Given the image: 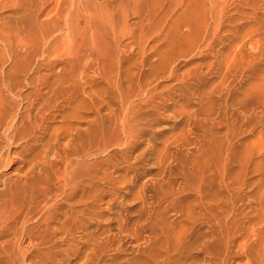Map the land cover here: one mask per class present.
Masks as SVG:
<instances>
[{
    "label": "rangeland",
    "instance_id": "374dc122",
    "mask_svg": "<svg viewBox=\"0 0 264 264\" xmlns=\"http://www.w3.org/2000/svg\"><path fill=\"white\" fill-rule=\"evenodd\" d=\"M46 1L0 0V106L8 113L21 102L16 94L23 92V105L33 100L25 99L26 78L49 73L42 57L8 38L24 22L34 28L29 15ZM219 1V10L206 2L201 32L161 17L160 34L103 37L93 53L101 65L82 61L85 93H70L71 78L52 79L48 103H35L55 104L50 126L33 142L19 141L24 157L1 173L3 192L36 156L37 168L27 170L39 177L40 196L27 193L33 210L3 227L0 264H264V0ZM131 23L138 29V20ZM62 60L54 74L67 67ZM126 95L138 107L124 142L116 114ZM65 130L76 152L88 153L75 160L70 190L59 189L42 163L46 142Z\"/></svg>",
    "mask_w": 264,
    "mask_h": 264
},
{
    "label": "bare ground",
    "instance_id": "6f19581e",
    "mask_svg": "<svg viewBox=\"0 0 264 264\" xmlns=\"http://www.w3.org/2000/svg\"><path fill=\"white\" fill-rule=\"evenodd\" d=\"M13 1L14 0H12V4ZM197 1V5H195L196 0H115L113 3H109L108 0H105V2H102L101 0H47L45 2V4H47L42 9V11L35 13L31 10L32 13H30V18H28L27 21L29 22V26L30 24L31 26L32 24H34V28H31L32 30L26 29V26H24V22L22 23L21 27L18 25L16 26V30L11 33L12 37H8V34L6 35L10 40L16 42L17 46L25 48L27 53L30 54V56L34 55L35 57H42L43 70L52 74L43 73L42 71H39L38 74L36 73L37 75L34 74L33 76L26 78V87L31 90V93H29L28 96L25 97V99L30 100V97L33 99L29 102V104H22V92V94L15 95L18 96L19 102L21 99V102L16 108H13L11 112L8 113L5 109H3L4 107L2 108L0 106V177L3 171L13 166H17L18 161H21V158L24 157L22 154L20 155V153L18 152L19 150L17 149V147L21 145V143L19 144V141L23 142L24 139H29L33 142V139H37L36 137H38V135L35 136L37 132L40 133V130L47 128V126L49 125L47 124V126L45 127L46 120H48L47 117L52 114L53 110L55 109V104H53L52 102L51 106H45V104L48 103L45 101L49 99L46 96L48 94V96H50L51 93H49V91H51L50 89L51 81H53L52 79H58L59 82H61V80L64 81L68 78H71V86H73L74 88H72L73 92L70 93H75L74 89H76L78 95L81 93H85V91L82 89L81 81L84 80V72H86V67L88 66V63L82 64V61L85 60L86 56H88V58L91 59L95 66L101 65L99 60L94 57V55L97 56V54H93L96 50L99 51L100 49V45H98V42L101 40L100 43L102 42L101 45L103 46L106 43V39L104 41L102 39H104L103 37L106 38V36L108 35L114 37L113 39H116L117 42H122L126 38H144L149 32L153 34H160L162 32L161 30L163 26L158 25V19H160L161 17L168 19L166 20V23L169 21H172L173 23V19H175L174 22L177 23L176 26L178 29H182V26H184V28L188 29L190 32L196 29L201 32L203 26L207 25H205V22L207 20L206 11L207 7H210V5H206V2L208 1L210 4L211 2H213L214 4L215 0H212L211 2L209 0ZM144 5L146 6V8H144ZM7 6L8 4H5V7ZM218 7L216 6L215 10H219ZM214 14L216 15L217 13ZM214 14L213 16H215ZM202 18H204L203 23L201 21V23H199V19ZM132 20H138V29H135L137 25L135 27L132 25ZM174 25H172L173 27L171 26L172 31L175 30ZM204 29L205 28H203L202 31ZM136 31L139 33L137 34ZM89 41L92 42L91 46H89L88 49L85 48V50H81V47L84 46L86 43H89ZM116 47L117 50L121 51V53H126L124 51L125 49L120 47L119 44ZM27 53L25 52V54ZM62 58L64 59L62 60ZM60 60H62L63 62L66 60L67 67L64 66L62 70H60V73L54 74V66ZM88 69H90V66L88 67ZM112 84V86H117V80H113ZM69 88L67 90H69ZM143 92L144 91L140 92V98L142 97ZM4 93L2 96H4ZM60 94L63 98H65V101L69 100V94L67 95L66 93L64 96V92L63 94L62 92ZM77 94L75 95L77 96ZM148 95L150 94L148 93ZM120 99L121 109L116 114V117L118 116V119H120V123L118 124L120 125V138L122 139V141L127 142L133 136H131L134 125L132 123L135 119L134 111H136V108L138 106H136V103L133 101L132 95H126V98L120 97ZM1 100L2 103L4 102L3 106H5V102L7 101L5 96L3 97V99L1 98ZM38 100H44L45 103H43L45 107L42 104L41 108H37L39 110L35 108V103L38 102ZM58 100H60V97L58 98ZM56 104L58 105V103ZM21 108L25 109L24 113ZM34 110H37L36 114H33ZM18 124H22L25 128V131L20 129V127L17 126ZM48 130L50 129L48 128ZM67 131L65 130L64 133H62L65 138L63 136L62 138L61 136H56L53 133V139H50V141L46 142L45 144V157L42 159V163H44V166L47 167V169L50 171L53 170V172L55 173V180L59 185L58 188L61 190L72 189L75 184L73 178L75 177L74 179H76V176L74 174V177L72 176L75 167V160L79 159L81 162V160L85 159V155L88 154H83L82 152L78 151L76 152V150H79L80 146L78 148L75 147L76 150L73 148L74 144L72 143L74 142V140L72 134L71 132ZM52 132L53 131L51 130V133ZM76 133L78 134V132ZM83 135H79L81 136L80 140L83 139L82 141H84L85 138V136L84 138H82ZM20 138L21 140H19ZM25 141L24 143H26ZM22 146L23 145H21L20 147L21 149ZM77 156L79 158H77ZM24 160H22V163L24 162ZM33 160H36V156L35 159H27V161L30 163V166H28L32 167V169H35L37 168V165H33V162H35ZM27 161L25 160L24 164H26ZM27 169L25 172L21 173L22 175L18 173L20 176H18L16 179H10L7 184L8 187L5 189V191L0 192V237L3 235L2 229L10 220L11 215L13 216V214L23 212V210H26L27 208H32L33 210L32 205L34 204L35 199L33 200V198H31L32 200H28L30 195L34 198L40 196V192L37 188L39 185V177H37V174L35 175L36 177L34 176L35 171L33 174L32 169L30 171ZM27 193H30V195ZM26 195L29 197H26L25 199Z\"/></svg>",
    "mask_w": 264,
    "mask_h": 264
}]
</instances>
